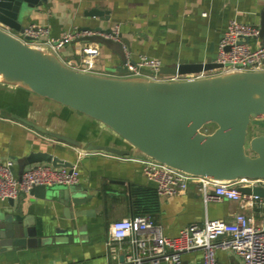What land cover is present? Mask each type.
Wrapping results in <instances>:
<instances>
[{
	"label": "crops",
	"instance_id": "obj_1",
	"mask_svg": "<svg viewBox=\"0 0 264 264\" xmlns=\"http://www.w3.org/2000/svg\"><path fill=\"white\" fill-rule=\"evenodd\" d=\"M94 10L104 11V18L91 16ZM233 19L260 28L264 0H45L31 8L21 22L24 28L31 24L46 26L55 38L80 32L85 26L118 29L123 48L80 41L94 35L92 32L66 43L59 51L62 61L78 63L84 46L98 47L94 73L114 76L124 71L125 49L134 60L147 55L160 59L163 65H173L180 59L203 62L215 58L218 43ZM251 44L264 45V36ZM208 128L211 132L216 126ZM48 133L69 140L55 139ZM108 147L132 151L110 129L83 113L20 85L0 82V159H14V171L19 174L20 159L34 152H48L70 162L80 173L78 184L50 186L44 198L38 193L22 192L15 200H0V223L6 218L24 219L36 227L39 239L47 241L35 247L7 248L0 239V264H128L124 262V250L113 253L109 249L111 224L142 215L135 205L137 193L142 188L156 191V187L144 174L143 165L108 153L104 150ZM141 156L136 151L132 155L134 159ZM75 188L78 191H71ZM75 195L84 199L90 195V201L76 205L71 202ZM247 196L243 202L216 200L211 191V197L204 200L198 189L191 187L181 195L159 196L160 210L154 219L170 237L206 219L232 221L237 213L262 224L264 204L252 199L253 194ZM260 199L264 202V197ZM217 263L242 261L232 251L219 249ZM181 264H203L202 251L184 253Z\"/></svg>",
	"mask_w": 264,
	"mask_h": 264
},
{
	"label": "water",
	"instance_id": "obj_2",
	"mask_svg": "<svg viewBox=\"0 0 264 264\" xmlns=\"http://www.w3.org/2000/svg\"><path fill=\"white\" fill-rule=\"evenodd\" d=\"M43 1L0 0V24L7 28L0 27V73L9 78L0 80L2 83L20 85L83 113L132 148V151L116 147L104 149L110 154L132 157L136 151L142 159L153 158L177 170L220 181L264 179V133L251 137V154L245 148V129L249 122L252 129L264 124V71L162 82L140 76L122 78L79 71L65 65L52 50L27 45L10 32L23 34L22 17ZM104 14L101 10L90 12L91 16L101 19ZM80 32H94L80 41L123 48L119 40L101 35H111L114 29L85 26ZM260 35L264 36V19ZM221 67L211 57L203 62L180 59L173 65H163L160 72L184 75ZM14 118L34 126L27 119ZM210 125L216 126L211 132ZM48 134L55 139L69 140ZM36 163L72 167L70 162L54 154L34 152L19 160V174L29 164ZM48 190V186L39 185L31 193L44 198ZM239 190L246 195L264 197L261 185L241 186ZM77 197L71 199L76 205L90 201V195L85 199ZM0 227L4 247H35L47 243L38 238L36 227L24 219L6 218Z\"/></svg>",
	"mask_w": 264,
	"mask_h": 264
},
{
	"label": "built area",
	"instance_id": "obj_3",
	"mask_svg": "<svg viewBox=\"0 0 264 264\" xmlns=\"http://www.w3.org/2000/svg\"><path fill=\"white\" fill-rule=\"evenodd\" d=\"M86 33L88 34L67 32L55 38L51 36L48 27L31 24L25 27L24 33H19L20 37L17 38L27 45L50 49L61 59L60 48ZM101 35L120 41L118 29H114L111 35L103 33ZM259 38L258 26L233 19L229 21L218 43L214 58V63L221 65V68L184 75H163L160 72L163 66L160 59L139 55L138 59L134 60L125 49L124 71L114 76L122 78L140 76L162 82L198 80L232 72H262L264 45L254 47L251 44ZM99 54L98 47L86 45L82 48L78 63L72 61L63 63L79 71L94 73ZM123 159L135 160L143 165L144 174L155 184L160 197L181 195L191 187H196L204 200L211 197L212 191L216 200L243 202L249 197L243 194L239 187L264 186V179L240 178L235 181H220L177 170L153 158L123 157ZM15 166L14 159H0V200H15L20 193H30L39 185L48 187L56 184L76 185L80 181V173L76 166L54 167L51 164L39 163L25 168L22 174L14 171ZM252 199L264 204L257 196H253ZM107 244L113 253H116L117 249L124 250V262L128 264L162 262L181 264L184 253L197 249L202 251L203 264H218L219 249L232 251L240 257L242 264H264V220L262 224H258L246 214L237 213L232 221L206 219L203 224H189L176 236L170 237L164 233L153 216L138 215L114 221L110 227Z\"/></svg>",
	"mask_w": 264,
	"mask_h": 264
},
{
	"label": "trees",
	"instance_id": "obj_4",
	"mask_svg": "<svg viewBox=\"0 0 264 264\" xmlns=\"http://www.w3.org/2000/svg\"><path fill=\"white\" fill-rule=\"evenodd\" d=\"M135 203L138 214L155 217L160 210L159 195L154 189H139Z\"/></svg>",
	"mask_w": 264,
	"mask_h": 264
},
{
	"label": "rangeland",
	"instance_id": "obj_5",
	"mask_svg": "<svg viewBox=\"0 0 264 264\" xmlns=\"http://www.w3.org/2000/svg\"><path fill=\"white\" fill-rule=\"evenodd\" d=\"M4 79H5V77L3 76V74L0 73V80H4ZM4 84H7V83L4 82ZM7 85L11 86V84H7ZM250 124H251V122H249V124L247 125V127L245 129V148H246V152L248 154L252 153L250 150V147H249V142H250L251 137H253L257 133H260V134L264 133V124L258 128H255V129L250 128L251 127ZM208 130H209V128H208Z\"/></svg>",
	"mask_w": 264,
	"mask_h": 264
},
{
	"label": "bare ground",
	"instance_id": "obj_6",
	"mask_svg": "<svg viewBox=\"0 0 264 264\" xmlns=\"http://www.w3.org/2000/svg\"><path fill=\"white\" fill-rule=\"evenodd\" d=\"M2 74V73H1ZM4 76V75H3ZM5 77V79H9V78H7L6 76H4ZM254 96L255 97H258L259 95H256V94H254Z\"/></svg>",
	"mask_w": 264,
	"mask_h": 264
}]
</instances>
